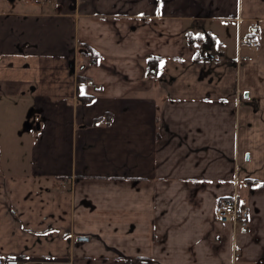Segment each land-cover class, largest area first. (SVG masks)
I'll list each match as a JSON object with an SVG mask.
<instances>
[{
  "label": "crops",
  "instance_id": "0c3cea01",
  "mask_svg": "<svg viewBox=\"0 0 264 264\" xmlns=\"http://www.w3.org/2000/svg\"><path fill=\"white\" fill-rule=\"evenodd\" d=\"M19 1L0 0V97L44 123L27 161L0 153V255L264 264V0ZM233 196L234 226L214 211Z\"/></svg>",
  "mask_w": 264,
  "mask_h": 264
},
{
  "label": "rangeland",
  "instance_id": "374dc122",
  "mask_svg": "<svg viewBox=\"0 0 264 264\" xmlns=\"http://www.w3.org/2000/svg\"><path fill=\"white\" fill-rule=\"evenodd\" d=\"M21 2L35 7L39 6V4L32 2V0L31 2L29 0L11 2L10 6L16 7ZM227 46L231 48V45ZM234 52H236V45H232V53L234 54ZM22 108L23 105H21L19 99H3L0 97V153L2 155L1 159L4 161H1V164L6 166L8 162L6 157H18L19 160L27 161L29 152L24 139L27 138V134H31L30 140L36 137L39 128L38 123H44L39 110L34 109L32 106H28L26 109L24 107L23 110ZM26 123H29V125H26ZM23 129V133L27 134H21V130ZM29 130L33 132L30 133Z\"/></svg>",
  "mask_w": 264,
  "mask_h": 264
},
{
  "label": "built area",
  "instance_id": "2783aa9c",
  "mask_svg": "<svg viewBox=\"0 0 264 264\" xmlns=\"http://www.w3.org/2000/svg\"><path fill=\"white\" fill-rule=\"evenodd\" d=\"M34 3H42L45 0H32ZM249 46L257 51L259 45L253 38L247 37L245 40ZM215 214L220 221L232 223L237 225L239 222L245 221L247 212L238 206L237 198L233 197H218L215 201ZM0 264H48L47 260H29L20 256L0 255Z\"/></svg>",
  "mask_w": 264,
  "mask_h": 264
},
{
  "label": "trees",
  "instance_id": "16d2710c",
  "mask_svg": "<svg viewBox=\"0 0 264 264\" xmlns=\"http://www.w3.org/2000/svg\"><path fill=\"white\" fill-rule=\"evenodd\" d=\"M187 41L190 44L194 43H201V44H209L208 42L215 41V38L211 35H205V36H193L191 34L187 35ZM213 46V45H211ZM77 55L79 59L88 58L90 62L96 61L98 58V54L86 43H80L77 47ZM198 55H196L197 57ZM160 62V57L157 56H149L147 57L145 61V76L151 77L155 76L158 72V64ZM77 80L80 82L82 81L81 78H77ZM81 101H90V96H80L79 97ZM254 183L255 181L251 180V183Z\"/></svg>",
  "mask_w": 264,
  "mask_h": 264
},
{
  "label": "water",
  "instance_id": "95a60500",
  "mask_svg": "<svg viewBox=\"0 0 264 264\" xmlns=\"http://www.w3.org/2000/svg\"><path fill=\"white\" fill-rule=\"evenodd\" d=\"M81 240H87V237H79Z\"/></svg>",
  "mask_w": 264,
  "mask_h": 264
}]
</instances>
